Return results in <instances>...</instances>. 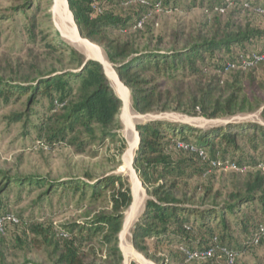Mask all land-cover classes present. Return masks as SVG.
<instances>
[{
  "label": "trees",
  "instance_id": "1",
  "mask_svg": "<svg viewBox=\"0 0 264 264\" xmlns=\"http://www.w3.org/2000/svg\"><path fill=\"white\" fill-rule=\"evenodd\" d=\"M207 1V2H205ZM236 0H229V3ZM80 36L102 48L106 61L117 73L119 81L128 89L132 108L140 115L179 112L206 119H230L262 108L264 101L254 97L252 102L243 83L244 73L250 85L264 91V60L253 64L247 60L252 54H264V30L246 26L222 25L223 0H201L212 14V28L208 34L198 33L178 47V40L168 48L158 38L142 47L133 41L111 37L129 31H141L145 19L155 11L176 9V0H67ZM195 3V1H193ZM249 8L264 10L258 0L247 2ZM31 7L30 0L21 7ZM126 7L128 14H123ZM122 12V13H121ZM142 22L141 28H135ZM135 28V29H134ZM67 69L37 72L35 76L16 83L0 78V95L26 98L25 117L38 115L33 107L39 98L47 106L45 115L37 117L33 128L38 144L46 148L66 147L76 155L95 156L105 142H120L119 154L125 141L119 137L122 128V101L116 95L104 68L96 61L86 60L72 48L53 47ZM242 60L250 64L245 66ZM212 71V76L210 72ZM259 73L258 78L256 73ZM235 73L231 81L226 75ZM138 147L133 169L146 191L144 211L135 224L133 246L144 257H149L147 240L178 246L174 261L187 262L180 251H204L214 245L233 257L250 246L264 245V125L252 122L227 121L224 125L198 128L193 125L150 119L137 124ZM240 142L252 151L260 150L258 160L248 165L258 169L254 176L231 195L230 201L216 204L218 194L210 189L197 197L192 181L205 178L217 165L234 163V156L242 153ZM93 148V149H92ZM240 158L234 163L245 168ZM12 185L22 189L43 188L39 201L50 198L57 190L69 192L77 198L81 211L78 220L53 224L49 220H24L14 215L17 223H6L2 237L11 229L22 226L29 243L46 253L51 264H122L119 235L124 216L132 204L129 183L120 175H86L84 180L54 181L46 177L11 178L0 172V217L12 214L3 203V195ZM209 200L211 203H206ZM237 228L240 240L232 229ZM26 235V234H25ZM259 236L257 243L254 242ZM216 239V242H213ZM20 248L25 247L16 238ZM234 261V260H233ZM197 262V261H192ZM199 262V261H198ZM22 264H35L24 260ZM200 264H228L221 251Z\"/></svg>",
  "mask_w": 264,
  "mask_h": 264
},
{
  "label": "rangeland",
  "instance_id": "2",
  "mask_svg": "<svg viewBox=\"0 0 264 264\" xmlns=\"http://www.w3.org/2000/svg\"><path fill=\"white\" fill-rule=\"evenodd\" d=\"M56 1L30 0L31 7L22 10L21 7L27 3V0H0V78L19 83L22 79L35 76L39 71L45 72L52 68L67 69V60L62 59L59 53L53 51L55 45L72 48L86 60H95L85 49L71 43L54 28L53 22L56 17L54 5ZM65 1L72 18V20L67 19V22L76 28L67 0ZM246 1L253 2L254 0ZM258 1L260 5L264 4V0ZM244 2L245 0H236L226 5L225 11L220 17L222 25L232 23L241 28L250 26L264 30V10H254ZM176 4V9L152 12L145 19L141 31L133 32L132 30L120 35L117 32H110V35L111 37H119L122 41H133L139 48H142L150 38L151 46L156 44L158 38H161L162 47L168 48L173 45L175 40L179 41L177 46L181 47L185 41L190 40L198 33L207 36L209 28H212L210 21L212 14L206 10L205 4L201 5V0H176ZM119 10L123 14L129 13L126 7ZM92 45L105 59L102 48L95 44ZM105 62H107L106 59ZM107 64L110 68L113 67L108 62ZM245 71L243 83L246 86L248 97L251 98L252 102L254 97L264 101V91H258L250 85L246 78L250 70L245 69ZM115 74L117 75L116 72ZM212 74L211 71L210 75L212 76ZM234 75L235 73H230L225 78L231 81ZM256 76L257 79H260L258 72ZM109 81L113 88L112 81L110 79ZM116 95L118 96V94ZM26 100L25 97L17 99V96H10L5 100L0 95V172H7L14 179L46 177L54 181H63L71 178L84 180L86 175L95 177L120 175L132 188L133 184L130 171L125 163V157L130 152L132 160L137 150V146L132 145L135 136H137L135 129L137 124L157 118L169 122L189 124L198 128L224 125L227 121L252 122L264 125V120L260 116L262 108L254 112L238 114L228 120L225 118L209 120L200 114L188 116L179 112L143 116L132 108L129 96L128 107H125L122 101L123 107L120 113L122 128L119 131V137L125 141L126 145L121 155L119 154L120 142L118 141L105 142L95 156L76 155L66 147L46 148L38 144V136L32 126L37 124L38 116L45 115L44 108L41 106L46 107L47 102L44 98H39V105L33 107L34 112H37L38 115H31L26 119L24 115ZM240 146L242 153L236 154L233 160L236 163L241 158L243 165L247 167L238 168L230 162L217 165L216 170L205 178L191 182V186L197 188L198 198L203 197L205 190L210 189L211 195L218 194L214 201L216 204L230 201L229 197L237 192L238 188L246 182L248 176H254L258 169L249 166L248 162L250 159L257 161L260 150L252 151L245 142H240ZM132 170L135 172L134 169ZM135 176L138 179V176ZM138 182L141 183L139 179ZM43 191V188L24 186L20 189L18 186L12 185L2 199L9 212L22 217L24 220L30 219L40 222L49 220L56 225L79 219L81 211L77 205L78 196L72 198L71 194L66 192L65 197H63L64 193L57 190L50 198L39 201L38 197ZM141 191L138 195L136 213L125 227L126 216L130 208L126 211L123 228L119 235V248L123 256L122 264H145L136 256H126L123 250L125 246H130L138 256L145 260L146 264H200V261L183 263L174 261L178 249L175 244L173 246L159 244L154 249V241L147 240L146 243L151 250L147 258L134 249L132 241L135 224L143 213L145 201L148 198L142 185ZM206 203H211V201L208 200ZM23 229L22 226L13 228L2 237L3 241H0V264H22L24 260H30L35 264H51L47 261L46 253H42L41 250L34 248L29 243V234ZM232 234L236 240H240L241 236L237 228L232 229ZM18 237L25 242L24 248L18 246L16 242ZM232 264H264V245L247 247L245 251L234 256Z\"/></svg>",
  "mask_w": 264,
  "mask_h": 264
},
{
  "label": "bare ground",
  "instance_id": "3",
  "mask_svg": "<svg viewBox=\"0 0 264 264\" xmlns=\"http://www.w3.org/2000/svg\"><path fill=\"white\" fill-rule=\"evenodd\" d=\"M54 13H55V19L53 22V26L56 30H58L67 40H69L71 43L76 44L88 52L92 58H94L97 61H100L104 64L105 67V72L107 77L112 81L113 83V88L115 89L116 94H118V97L124 102L125 107H128L129 104V92L128 90L120 83L119 79L117 78V75L115 72L109 67L107 62H105V59L101 56L100 52L98 49L92 45L90 42L87 40H84L81 38L79 35L78 30L71 24L69 25L67 22V19L72 20L71 15L67 9L66 1L65 0H57L55 5H54ZM137 136H135V140L132 145L137 146ZM131 162V154H127L125 157V163L126 166L128 167L130 171V176L132 180V188H131V193L133 197V203L128 211V214L126 216V222H125V227H127L129 221L133 218L137 202L139 201V192L141 191V186L138 182L137 177L133 172L132 166H130ZM142 192V191H141ZM138 207V206H137ZM125 255H133L136 256L141 262L145 263V260L138 256L134 250L130 246H125L123 247Z\"/></svg>",
  "mask_w": 264,
  "mask_h": 264
},
{
  "label": "built area",
  "instance_id": "4",
  "mask_svg": "<svg viewBox=\"0 0 264 264\" xmlns=\"http://www.w3.org/2000/svg\"><path fill=\"white\" fill-rule=\"evenodd\" d=\"M223 1L225 3H229V0H223ZM141 26H142V22H139L135 28H141ZM247 60L253 62V64L259 63L264 60V54H252L250 57L247 58ZM242 63L245 66L250 64L249 62H246V60H242ZM260 170L264 172V166H260ZM6 223H17V220L13 214H7L3 217H0V232L3 231L4 225ZM259 232H260V236L264 235V228L262 226L259 227ZM258 240H259V236H256L254 242L257 243ZM213 242H216V239H213ZM180 251L187 257V262L206 261L207 259L211 258L216 251H221L222 253L225 254V256L228 258V264H232L234 260V257L229 252H227L223 248H219L218 245H214L211 248L204 251H198V252L196 251L192 253L185 250L184 248H180Z\"/></svg>",
  "mask_w": 264,
  "mask_h": 264
},
{
  "label": "water",
  "instance_id": "5",
  "mask_svg": "<svg viewBox=\"0 0 264 264\" xmlns=\"http://www.w3.org/2000/svg\"><path fill=\"white\" fill-rule=\"evenodd\" d=\"M74 20V19H73ZM87 60H90V59H87ZM92 60V59H91ZM92 61H96V62H98L99 64H101L102 66H103V68H104V72H105V67H104V64L102 63V62H100V61H97V60H92ZM111 69L115 72V69H114V67H111ZM105 75H106V72H105ZM118 78V77H117ZM120 99V98H119ZM121 100V99H120ZM122 101V100H121ZM123 103V102H122ZM137 136H138V134H137ZM137 147H138V143H137ZM133 161H134V155H133V157H132V160H131V166L133 165ZM140 186H141V183H140ZM132 202H133V197H132Z\"/></svg>",
  "mask_w": 264,
  "mask_h": 264
}]
</instances>
